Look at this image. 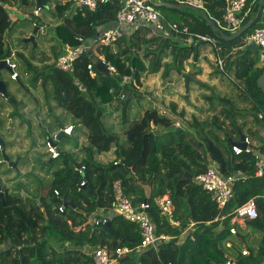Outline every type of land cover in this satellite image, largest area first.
I'll return each mask as SVG.
<instances>
[{
  "label": "trees",
  "instance_id": "trees-1",
  "mask_svg": "<svg viewBox=\"0 0 264 264\" xmlns=\"http://www.w3.org/2000/svg\"><path fill=\"white\" fill-rule=\"evenodd\" d=\"M202 1L204 8L198 11L204 12L214 22L221 21L225 0ZM258 1L246 0L240 14L241 26L255 15ZM41 2L39 13L35 14V0H0V59L11 50L9 38L27 21L30 22V30H33L34 26H44L42 21L47 15L56 18L54 25L46 32L39 30L35 37L36 41L45 40L51 54L42 53L39 47L33 48L30 42L19 39V44L25 48L31 46L30 56L17 52L16 61L22 64L21 74L16 80L9 79L25 89L22 75H29L33 85L39 82L46 105L53 104L49 106L50 112L53 108L77 106V116L85 114V119L81 120L88 131H83L78 121L73 123L77 134H64L53 141L59 155L51 158L46 152L48 156L40 161L42 167L51 173L48 184L35 180L36 183L30 187L32 190L17 185L15 191L10 192L0 182V193L4 196V203L0 196V264H92L91 257L83 251L86 246L135 247L140 236L134 222L120 215L112 216L109 224L88 222L91 213L108 208L113 201L114 181L119 182L122 193L133 203L147 201L148 214L155 223L156 232L172 236V239L159 243L157 249L133 251L121 256L118 264H225L228 259H231L230 264H264V172L260 177L254 174L255 160L264 159V135L258 134L260 129L264 130V93L257 85V79L264 71V62L260 63L258 51L251 48L242 50L246 36L264 22V0L254 23L232 40L217 37L199 12L196 14L189 10L192 19L183 15L172 19L167 15L169 8L159 7L167 20L187 25L193 33L214 38L220 47L219 50L214 48L215 55L224 59L223 68L217 67V71L226 73L231 70L235 79L243 80L245 86H239L240 95L248 101V110L256 129L244 133L242 129L247 121L238 123L232 115L234 111L223 109L221 114L235 139L227 133L223 121H219L217 116L206 123L194 115L192 119H187L185 111H178L175 103L169 106L171 114L149 107L144 108L138 117L130 119L126 115L127 110H124L119 133L107 132L98 116L108 112L107 106L126 105L127 108L129 105L128 99L120 97L121 94L127 97L130 90L129 82L121 83L124 75H130L131 80L145 71L153 74L161 71L163 79L169 78L173 71L177 75L182 74L190 58L197 60L202 42L194 38L187 44V36L166 37L148 26H140L111 45H99L95 52L93 48L99 41L97 34L114 22L122 6L121 0L99 3L94 11L84 6L73 7L70 0ZM16 4L31 9L27 13L28 18L13 19L8 7ZM47 32L50 35L46 40ZM226 33L230 35L233 32ZM4 34L8 43L6 53L3 48ZM179 38H185L184 43H180ZM82 43H88L90 50L76 60L71 72L55 66V59L65 44L76 46ZM35 51H38L37 59ZM101 54L113 65L114 72L105 73L96 68ZM165 54H169L171 59L165 61L160 70L161 58ZM88 63H92L94 74L88 73ZM4 83L13 99H5L12 107L9 115L26 122L20 113L24 104L8 91L5 80ZM205 87L211 89L206 84ZM217 98L226 102L225 98ZM176 123L183 129L160 135L151 132L162 131ZM58 125L64 126L61 121ZM203 126H213L224 136L221 138L213 133L212 128L205 130ZM80 134H85L89 142L80 146L83 157L78 159L64 146L72 144L78 148L77 137ZM44 136L47 140L48 132L44 131ZM241 136L249 138V151L235 153L232 145L238 143ZM7 145L10 142L4 139L0 143L1 147ZM111 148V160L101 162L97 159L100 152ZM0 155L5 160L2 153ZM210 163L216 164L224 175L238 170L244 174L234 182L233 197L222 208H218L210 193L194 181V176ZM9 164L12 166L14 162ZM83 180L85 184L80 186ZM54 189L58 190V195L54 194ZM164 194L172 200L173 215L179 226L172 225L155 203V198ZM250 198L255 199L258 216L244 220V226L239 221H232L235 209ZM60 205H63V211L58 209ZM232 227L235 233L230 232ZM227 243L232 246L227 247ZM242 250L246 253L243 254Z\"/></svg>",
  "mask_w": 264,
  "mask_h": 264
},
{
  "label": "rangeland",
  "instance_id": "rangeland-1",
  "mask_svg": "<svg viewBox=\"0 0 264 264\" xmlns=\"http://www.w3.org/2000/svg\"><path fill=\"white\" fill-rule=\"evenodd\" d=\"M51 7L53 8V5H51ZM169 17L177 19L174 15H170ZM55 19L56 18H51L50 15H47L43 21L52 26L54 25ZM30 27L31 26L28 25L25 28L18 29L17 32L9 38L11 50H14L16 54L21 51L25 55L30 56L31 46L28 45L25 48L23 45L19 44V39L23 38V36L30 31ZM41 29L45 30L44 26ZM48 38L49 36L46 37V40ZM37 42L39 49L42 48L41 50L47 55L51 54L49 45L45 40L38 39ZM99 45L103 46L100 40L93 48L95 52ZM213 49L214 48L209 42H203L199 50V53L201 54L207 52L213 54L212 59L209 60L212 65L208 66L214 70L207 75L214 73V76H207L204 80L206 81L204 83L213 88L205 89L200 86V83L193 81L195 79V72H200V69L195 65L199 64L200 66L201 63L205 62L204 60H201L200 62V59L205 58L204 56L201 58L197 56L199 63L194 62V60L190 58L183 67L184 72H188L193 76V79L189 81L188 91L186 90L184 78L181 73L177 75V73L173 71L169 78L163 79L161 77V71L156 74L148 71L141 72L138 73L136 78L129 80V94L127 97H123L124 100H129L127 108L126 105L120 107H117L116 105L107 106L106 109L108 112L98 116L100 124L105 127L107 132H115L118 134L120 129V119L124 115V110H127L126 115H128L130 119L138 117L144 108L149 107L157 108L165 114H171L172 112L169 106L171 103H175L177 105V110L182 108L185 111V118L187 119H192V117L195 116L203 123H206L207 121H210L213 116H217L219 121H223L227 133L234 139L236 136L232 133L226 118L221 114V110L223 109L228 108L229 110L234 111L235 113L232 115L237 118L238 123H242L244 120L247 121V124H245L242 129L244 133H247L249 129H256V125L252 122V115L248 110V101H245L240 95L241 89L239 86H245L243 80L235 79L231 70H227L226 73L217 71V67L219 69L221 68L217 63ZM35 53L37 59L38 51H35ZM260 56L261 53L259 52V57ZM170 59L171 57L169 54L162 56L160 70L163 69V63L165 61L169 62ZM16 62L18 64V72L21 74L22 64L20 61ZM34 62L36 64L39 63L38 61ZM192 76L190 77L192 78ZM21 77L27 89L19 87L15 82L11 81L7 70L2 69L0 71V79L7 82L8 91L16 97L18 102L24 104L20 113L26 119V122H23L20 118L11 117L9 114L12 107L6 102L5 98L0 95V137L2 140L4 139L7 142H10V145L0 148V153L4 152L9 157L8 161H5L1 159L0 155V182L10 192H14L17 185H22L32 190L30 187L36 183L35 180H40L41 183L45 185L51 180V173L47 172L46 167H42L40 164V161L48 156V153H46V137L44 136V131L48 132L49 137L52 136L53 133L61 129L59 128L60 125H58L59 121H61L64 126H73V123L80 121V126L83 131H88V128L82 124L81 120V118L85 119V114L80 113L77 116L79 111L77 106L72 108H53V112H50L48 109L52 103L46 105L40 83L37 82L33 85L32 82L29 81V75H22ZM196 79L199 80L197 76ZM212 96L214 97L213 99ZM217 97L225 98L226 102ZM228 101L232 102L229 103ZM188 107L193 108V111L189 110ZM203 127L205 130L212 128L213 133L218 134L221 138L224 136L221 130L216 129L213 126ZM74 130L75 128L72 129L71 135L76 133ZM258 134L264 135V130L260 129ZM119 137L121 139L123 138L121 134H119ZM77 139L78 148H75L72 144H68L64 146V149L66 148V150H70L78 159H81L83 157V152H81L80 146L88 144L89 138L85 134H80ZM112 151L111 148L107 151L100 152L97 155V159L101 162L111 160L113 158ZM9 162H14V164L11 166ZM241 225L244 226L243 223H241Z\"/></svg>",
  "mask_w": 264,
  "mask_h": 264
},
{
  "label": "built area",
  "instance_id": "built-area-1",
  "mask_svg": "<svg viewBox=\"0 0 264 264\" xmlns=\"http://www.w3.org/2000/svg\"><path fill=\"white\" fill-rule=\"evenodd\" d=\"M76 6H84L89 11H94L99 3H104L108 0H70ZM122 6L118 9L114 22L98 32V37L103 46L111 45L124 35H129L134 32L140 26H148L158 34H162L166 37H175L184 35L191 41L196 38L199 42H209L213 48L219 50L220 47L216 45V40L212 37L202 35L199 33H193L189 30L187 25H179L177 22L167 20L159 6H156L154 2L165 0H121ZM180 4H194L202 8V0H174ZM246 0H225V8L222 16V20L215 22L225 34L234 32L242 23L241 12L245 6ZM37 12V11H36ZM195 39V40H196ZM254 41L258 46L261 53V60L264 62V22L261 26L255 28L245 38V44ZM180 43L183 41L179 40ZM87 50H90V45L79 44L76 46L65 44L63 50L59 53L55 59V66L61 70L71 72L76 60ZM217 63L222 69L224 66V59L222 56H216ZM7 66L9 67L8 76L11 80L18 79V64L16 62V52L10 50L9 54L3 58ZM99 60H102L105 64L107 71L114 72V67L108 61H106L103 55H99ZM88 73L94 74L92 63L86 65ZM130 75H124L121 83L129 82ZM112 89H110L111 91ZM120 97H124L123 94ZM176 125H179L176 123ZM73 126L66 125L61 127L63 134L70 135ZM59 131H56L52 136L46 140V150L51 155V158H55L59 155L56 145L53 141L58 139ZM242 142L245 144V148L240 144L234 143L232 150L235 153L241 151H249V138L243 136ZM1 148V146H0ZM254 174L257 177L263 175L264 172V159L258 158L254 163ZM244 177V174L238 170L230 175H224L218 169L216 164H209L207 168L197 173L194 176V181L199 184L204 190L210 193L211 199L216 203L218 208L224 207L233 197V184L234 182ZM84 180L80 182V186H83ZM113 189L115 196L108 208H100L91 213L88 217L90 224H104L110 221L114 215H120L123 218L134 222L138 226V233L140 236L139 243L135 247L131 246H117L110 248L108 246H86L83 248L85 254L89 255L92 259V264H118L119 258L123 255L131 254L133 251H144L147 249H157L158 244L166 242L172 239V236L165 233H157L154 221L148 214L149 203L143 201L140 203H133L131 199L122 193L120 184L118 181L113 182ZM54 194L58 195L57 189H54ZM155 203L160 210V213L165 215L169 222L174 226H179V221L174 218L173 210L174 206L171 198L167 195H160L155 198ZM63 205H60L58 209L63 211ZM258 216V210L254 198L248 199L242 205L238 206L234 211L232 221H239L243 223L246 219H255ZM216 220V218L214 219ZM193 223L189 227L192 226ZM231 233H235V228L230 229ZM227 247H231L230 243L226 244ZM243 254L246 250L242 251ZM231 259H228L225 264H230ZM170 264V263H169Z\"/></svg>",
  "mask_w": 264,
  "mask_h": 264
},
{
  "label": "water",
  "instance_id": "water-1",
  "mask_svg": "<svg viewBox=\"0 0 264 264\" xmlns=\"http://www.w3.org/2000/svg\"><path fill=\"white\" fill-rule=\"evenodd\" d=\"M262 3H263V0H259L258 1V6H257V11H256L255 15L253 17H251L250 19H248L241 27H239L237 30H235L230 35L225 34L218 26H216L215 22L213 20H211L204 12L200 11L199 14L202 16V18L204 20H206V22L209 24L211 30L213 31V33L217 37H220V38H222L224 40H232V39H235V38L239 37L243 32H245L252 25V23H254V21L257 19L258 15H259V13L261 11ZM154 4L156 6H159V7H175V8H178L180 6H185V7H188V8L195 9L194 7H192L191 5H188V4H182V5L181 4H172V3H169L167 1L154 2ZM41 6H42L41 0H35V8L39 9V8H41ZM38 30H39V27L38 26H34L31 34L29 36H27V37L22 38V41L23 42L32 43V47L33 48L37 47V44H36V41H35V35L38 32ZM76 36H78L80 39H83V36H81L79 34H76ZM97 36H98V34H97ZM94 39H96V38L94 37ZM3 43H4V45H3L4 52L6 53L8 51V43L5 40V34L3 35ZM248 48H251V49L257 51L259 49V46L254 41H251L250 43L245 44L244 47L242 48V50L246 51ZM95 66H96V68L99 71H103L105 73H109L107 71V69L105 67V64H104V62L102 60L96 61V65ZM0 69H5V70L9 71V67L7 66L5 60H2V59L0 60ZM183 78H184V84H185V87H186V90H187L188 89V85H189V81L192 78L186 73L183 74ZM257 85L261 89V91L264 93V71L258 77ZM0 95L3 96L5 99H9L10 101H13L12 97L8 94L6 86H5V83H4V81L2 79H0ZM181 129H183V128L179 127V125L174 124L173 126L165 128L162 131L152 130L151 132L154 133L155 135H160L161 133H166V132L175 131V130H181ZM62 135H64V134H63L62 131H60L59 135H58V139ZM242 139H243V136H241V139H240V141L237 144H240L242 147L245 148V144L242 142ZM2 142H3V140L0 137V143H2ZM54 145H55V143H54ZM2 155L4 156L5 160L8 161V157H7V155L4 152H2ZM188 176H189V174H188ZM0 196L2 197V201L4 203L3 194L0 193ZM37 199H39V198H37ZM239 221L241 222L242 220L239 219ZM109 223H110V221L107 222V224H109Z\"/></svg>",
  "mask_w": 264,
  "mask_h": 264
},
{
  "label": "crops",
  "instance_id": "crops-1",
  "mask_svg": "<svg viewBox=\"0 0 264 264\" xmlns=\"http://www.w3.org/2000/svg\"><path fill=\"white\" fill-rule=\"evenodd\" d=\"M62 2H64L65 0H61ZM167 2H169V3H172V4H180V3H177L176 1H167ZM52 5H53V3H52ZM71 5L73 6V7H75L76 5H74L73 3H71ZM182 5V4H181ZM188 5H191L192 7H194L195 9H193V8H188V7H185V6H180V7H178V8H175V7H166V8H169V11H167V15H168V17L170 16V15H174L175 17L176 16H178V15H183V16H185V17H187V18H191V15L189 14V10H192V11H194V12H196V14H198V9L200 10L201 8L200 7H198V6H196V5H194V4H188ZM35 8V7H34ZM52 8V7H51ZM50 8V10H52ZM202 8H203V1H202ZM36 9V8H35ZM8 10H9V12H10V14H11V16L13 17V19H24V18H28V14H29V12L31 11V9L27 6V8H24L23 6H20L19 7V4H16V5H14V6H10L9 8H8ZM25 11V12H24ZM28 13V14H27ZM35 13V12H34ZM39 13V11H37L35 14H38ZM188 14L190 15V16H188ZM45 15V14H44ZM163 15H164V13H163ZM164 17H165V15H164ZM166 18V17H165ZM192 19V18H191ZM63 20H61V22H62ZM170 21H172V20H170ZM43 22V25H44V32H46L47 31V29L51 26V24L50 25H46V22L45 21H42ZM175 22V21H174ZM67 23V22H66ZM28 25H30V22H28L27 21V23H26V25L23 27V28H25V27H27ZM29 31V30H28ZM31 31H32V29L29 31V32H27V34H26V36L25 37H27V36H29L30 34H31ZM47 33H49V32H47ZM47 36H49V34H47ZM23 38H24V36H23ZM186 38V37H185ZM185 38L184 39H182V38H179L178 40H181V41H183V43H184V41H185ZM175 39V38H174ZM187 40L185 41L187 44H190L192 41L190 40V39H188V38H186ZM38 42L36 41V44H37ZM201 44H203V42L201 43ZM201 44H200V46H199V50H200V47H201ZM210 44V43H209ZM38 45V44H37ZM39 47V46H38ZM213 47V46H212ZM42 48H40V51L42 52V53H45L44 51H42L41 50ZM257 51H259L260 52V50L258 49ZM200 52V51H199ZM213 52H214V55H215V51H214V49H213ZM202 56H204L205 58H202V59H200V62H201V60H204L205 62H203V63H201V65L199 66V64H196L195 66L196 67H198L199 69H200V72L199 73H196L195 72V74H194V76H195V79L193 80V81H197V79H196V76H197V78H199V80H200V82L202 83V84H200V86H202V87H204L205 89H207L206 87H205V84L206 83H204V82H206V81H204L205 80V78H207V76L208 77H212V76H214V73H211L210 75H207V74H209L210 72H212L214 69L213 68H211V67H209L208 65H212V63H211V61H209V60H211L212 59V57H213V54L212 53H204V54H201V53H199V55H198V57L199 58H201ZM216 56V55H215ZM262 61L263 60H261V58H260V63H262ZM194 62H196V63H199V60L197 59V60H194ZM204 65H205V67H204ZM157 73V72H156ZM155 73V74H156ZM184 73H186V74H188V75H190L188 72H184L183 71V73H182V75L184 74ZM206 74V75H205ZM213 74V75H212ZM191 76V75H190ZM205 76V77H204ZM204 77V78H203ZM192 79H193V77H192ZM191 79V80H192ZM190 80V81H191ZM198 80V81H199ZM207 85V84H206ZM211 88H213V87H211ZM188 91V90H187ZM180 107V106H179ZM181 108V107H180ZM189 108V110H191V111H193L192 109L193 108H190V107H188ZM182 109V108H181ZM180 109V110H181ZM188 110V109H187ZM179 111V110H178ZM189 112V111H188Z\"/></svg>",
  "mask_w": 264,
  "mask_h": 264
},
{
  "label": "clouds",
  "instance_id": "clouds-1",
  "mask_svg": "<svg viewBox=\"0 0 264 264\" xmlns=\"http://www.w3.org/2000/svg\"><path fill=\"white\" fill-rule=\"evenodd\" d=\"M36 11H38V9L35 10V13H36ZM42 27H43V26H42ZM42 27L39 28L40 31H44L43 29H41ZM39 30H38V31H39ZM37 33H38V32H37ZM37 33H36V35H37ZM36 35H35V37H36ZM98 35H99V34H98ZM35 41H36V40H35ZM31 44H32V43H31ZM37 47H38V46H37ZM0 60H1V59H0ZM2 60H3V59H2ZM65 126H66V125H65ZM61 127H63V126H61ZM61 127H60V128H61ZM58 131L60 132V131H62V130H58ZM58 135H59V133H58Z\"/></svg>",
  "mask_w": 264,
  "mask_h": 264
}]
</instances>
